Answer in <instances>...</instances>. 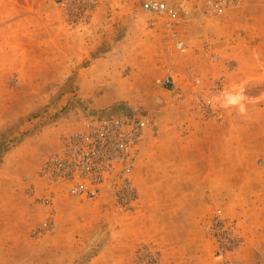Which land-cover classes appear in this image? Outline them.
<instances>
[{"label":"rangeland","instance_id":"obj_1","mask_svg":"<svg viewBox=\"0 0 264 264\" xmlns=\"http://www.w3.org/2000/svg\"><path fill=\"white\" fill-rule=\"evenodd\" d=\"M165 1L189 7L174 23L177 38L185 43L183 51L174 47L176 38L165 17L150 26L156 17L141 10V0H99L84 25L68 24L53 0H0V264H89L103 249L114 260L96 264H132L139 243L158 249L161 264H214V243L202 225L218 209L235 220L241 239L227 257L239 264H264V164H259L264 160V88L255 93L261 108L254 125L247 118L228 124L234 137L228 147L241 154L227 157L226 186L221 192L204 187L210 198L193 204L196 219L169 220L163 227L165 246L156 236L161 196L155 188L156 169L171 171L175 180L173 186L169 183V194L178 196L180 173L189 169L197 184L200 161L204 181L219 178L209 171L219 157L178 152L214 146V141L197 137L204 127L203 98L195 96L199 113L193 117L187 108L173 109L175 88L161 86V77L186 67L183 58L192 53L204 58L197 63L206 71L222 62L232 70L234 60L228 58L233 53L264 54V0H242L219 15L203 13L199 0ZM256 63L264 70V61ZM92 67L96 74L87 71ZM224 75L217 73L214 88ZM246 84L233 89L245 90ZM196 86L204 83L193 78L185 93ZM99 100L112 104L95 109ZM118 111H145L156 125L136 164L144 162V153L150 155L147 186L140 191L133 180L138 206L126 212L107 198L76 200L60 193L54 203V230L30 236L31 228L48 214L28 191L35 186L36 195H45L36 180L41 162L58 149L64 134L81 128L93 115ZM160 147L166 149L163 157ZM175 206L186 210L184 204ZM97 217L102 218L92 228ZM257 239L262 249L255 246Z\"/></svg>","mask_w":264,"mask_h":264},{"label":"built area","instance_id":"obj_2","mask_svg":"<svg viewBox=\"0 0 264 264\" xmlns=\"http://www.w3.org/2000/svg\"><path fill=\"white\" fill-rule=\"evenodd\" d=\"M199 1L203 13L219 15L242 0ZM53 2L68 24L84 25L92 19L99 0ZM140 8L144 13L156 17L149 23L150 26H154L155 20L165 17L169 21L170 35L176 38L174 47L185 50L184 41L177 38L174 23L179 22L181 15L190 12L189 7L182 2L169 6L165 0H141ZM159 82L167 89L175 88L170 74L161 77ZM155 130L156 125L145 111H118L93 115L81 128L64 134L59 140L58 149L41 162L36 173V180L43 184L45 195H36L35 186L28 187L35 200L48 210L46 218L31 228L30 236L40 237L54 230V203L60 193L76 200L107 198L120 211L135 210L139 194L132 173L144 140ZM259 164H264V160ZM202 227L214 243V264H239L227 257L241 244L235 220L224 217L218 209ZM132 264H161L160 251L149 243H139Z\"/></svg>","mask_w":264,"mask_h":264},{"label":"crops","instance_id":"obj_3","mask_svg":"<svg viewBox=\"0 0 264 264\" xmlns=\"http://www.w3.org/2000/svg\"><path fill=\"white\" fill-rule=\"evenodd\" d=\"M204 59L200 57L199 53H192L187 57L183 58V65L186 67H181V70L177 71L176 73H172V77L175 82V90L173 93L174 101L172 103V108H187V114L191 115L192 117L199 113L197 100H195V96L200 95L203 98L202 105L205 106L206 110L204 116V127L203 131L197 135L198 138H202L205 140L214 141L213 147H206L202 150L186 147L185 149L180 148L178 152L184 156L190 155H210L219 157L218 164H214V168L210 167L209 171L219 173V178L214 180V182L208 178L204 181V177L202 175L203 167L201 161L199 162L201 176L199 181L196 182L192 181L190 176L194 179L193 173H189L188 171L181 172L178 177V182L180 184L181 191L178 193V196H170L169 194V183L174 182L173 172L162 170L157 168L155 171L156 180H155V188L156 193L160 195V203H161V210L159 215L156 217L157 220H160L157 224L161 226V230L156 234L157 238L160 239V242L163 245H167L164 240V225L169 224V220H194L196 219L194 213V203L196 201H206L207 198H210L209 195H206V192L203 190L204 187L208 188H215L218 189L219 192L222 191V187L226 186L227 183V157L229 155H239L241 154L239 150L235 149V151H230V147H228V140L233 139L234 137L230 135L231 131H229L228 124L229 122H238L239 119L247 118L251 120V126L254 125V120L259 116V109L261 108L258 102V97H255V93H257L260 87L264 88V86H260V78L264 77V70L258 69V63L256 61H264V54H252V53H233L231 57L228 59L234 60L233 69L226 70L225 62L220 63L214 68H210L208 71L204 69L198 68L200 66L197 61ZM236 61V62H235ZM96 68H88L87 71L91 74H96ZM222 72L225 74L221 78L220 87L217 89L214 88V78L217 73ZM193 78L200 79L204 83V87H189L188 94L185 92V85L188 81L192 80ZM247 82V87L245 90L238 89L234 90V87H238L243 83ZM237 89V88H236ZM190 90H196L197 92L191 93ZM200 90V91H199ZM229 91V92H227ZM226 92V93H225ZM231 96V99L226 98L225 96ZM245 97L249 99H245ZM232 100V101H231ZM201 102H199L201 104ZM112 104V101H97V104L94 106L95 109H101L108 105ZM163 110V108L161 107ZM241 110H244V113H241ZM256 121V120H255ZM250 121H248V124ZM218 141V145H217ZM158 154L163 157L165 155V147L158 148ZM243 154V153H242ZM250 154V153H247ZM149 156L144 153L145 160L142 164L137 165L133 171V180L135 181L136 185L140 191H143L144 188L147 186L149 182L148 177L152 174L150 169V160ZM167 161V159L162 160V162ZM211 166V165H209ZM163 168V167H162ZM189 168V167H188ZM212 169V170H211ZM207 185L205 186V183ZM192 184V185H191ZM197 186L198 190L194 189ZM224 188V187H223ZM173 193V192H172ZM99 200V199H98ZM168 202L170 203L168 204ZM185 206L183 208L180 206H175V204ZM175 206V207H174ZM190 207V209H189ZM103 214V212H98ZM97 213V214H98ZM97 219L91 223L92 228H95L97 222L100 220ZM261 218V217H260ZM84 221H86V217L83 216ZM98 220V221H97ZM178 227V225H175ZM84 229V227H83ZM90 230V229H89ZM86 236L85 234L83 237ZM260 236V232L259 235ZM258 241L255 246L259 247L258 249H262L260 246L262 241L257 239ZM167 248V246H166ZM103 258V259H102ZM106 260L107 263H110L114 260V257L110 255V251L108 249H103L98 254L92 256L90 258L89 264H96L101 260Z\"/></svg>","mask_w":264,"mask_h":264},{"label":"bare ground","instance_id":"obj_4","mask_svg":"<svg viewBox=\"0 0 264 264\" xmlns=\"http://www.w3.org/2000/svg\"><path fill=\"white\" fill-rule=\"evenodd\" d=\"M228 95V94H227ZM226 98H228V99H231V96L229 97V95L228 96H226ZM232 101V100H231Z\"/></svg>","mask_w":264,"mask_h":264}]
</instances>
